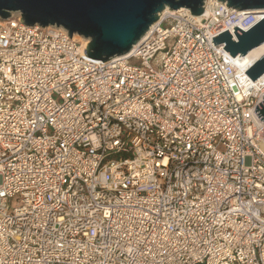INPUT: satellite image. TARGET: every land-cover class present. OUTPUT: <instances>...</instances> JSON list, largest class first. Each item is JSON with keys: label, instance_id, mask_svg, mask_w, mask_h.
Returning <instances> with one entry per match:
<instances>
[{"label": "built area", "instance_id": "obj_1", "mask_svg": "<svg viewBox=\"0 0 264 264\" xmlns=\"http://www.w3.org/2000/svg\"><path fill=\"white\" fill-rule=\"evenodd\" d=\"M203 2L102 62L0 19V264H264V73L212 43L264 9Z\"/></svg>", "mask_w": 264, "mask_h": 264}, {"label": "water", "instance_id": "obj_2", "mask_svg": "<svg viewBox=\"0 0 264 264\" xmlns=\"http://www.w3.org/2000/svg\"><path fill=\"white\" fill-rule=\"evenodd\" d=\"M227 6L244 11L264 9V0H220ZM203 0H0V19L6 20L12 13H20V22L28 26H62L70 35L88 40L84 59L106 61L130 52L158 19L165 8H186L197 17L203 12ZM212 37L214 45L232 57L245 56L264 43V18L245 32L233 28ZM264 73V53L245 74L256 81ZM262 104L254 111L264 120V95Z\"/></svg>", "mask_w": 264, "mask_h": 264}, {"label": "bare ground", "instance_id": "obj_3", "mask_svg": "<svg viewBox=\"0 0 264 264\" xmlns=\"http://www.w3.org/2000/svg\"><path fill=\"white\" fill-rule=\"evenodd\" d=\"M264 53V43L261 44V46L251 50L248 55L252 57L250 63L261 57V55Z\"/></svg>", "mask_w": 264, "mask_h": 264}, {"label": "rangeland", "instance_id": "obj_4", "mask_svg": "<svg viewBox=\"0 0 264 264\" xmlns=\"http://www.w3.org/2000/svg\"><path fill=\"white\" fill-rule=\"evenodd\" d=\"M133 64H136V62L134 61V62H132ZM14 204V203H13Z\"/></svg>", "mask_w": 264, "mask_h": 264}]
</instances>
